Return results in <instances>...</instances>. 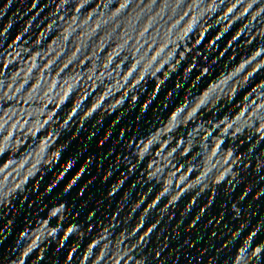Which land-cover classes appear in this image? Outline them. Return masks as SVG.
Wrapping results in <instances>:
<instances>
[{"label":"water","instance_id":"obj_1","mask_svg":"<svg viewBox=\"0 0 264 264\" xmlns=\"http://www.w3.org/2000/svg\"><path fill=\"white\" fill-rule=\"evenodd\" d=\"M0 190V264H264V0H0Z\"/></svg>","mask_w":264,"mask_h":264},{"label":"clouds","instance_id":"obj_2","mask_svg":"<svg viewBox=\"0 0 264 264\" xmlns=\"http://www.w3.org/2000/svg\"><path fill=\"white\" fill-rule=\"evenodd\" d=\"M201 103H203V101H201ZM5 197H6V194L2 191V190H0V203H3L4 202V199H5ZM63 211V206L61 205V206H59V207H57L53 212H52V215H57L58 213H60V212H62ZM75 229H74V227L73 226H70V227H68L67 229H66V231L68 232V233H72L73 231H74ZM56 229H53L52 230V232L50 233V235H52V236H55L56 235ZM253 235H255V233H253ZM33 246H35V245H33ZM260 251V249L258 248V249H256V252L258 253Z\"/></svg>","mask_w":264,"mask_h":264}]
</instances>
